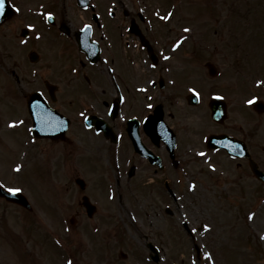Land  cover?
Wrapping results in <instances>:
<instances>
[{"label": "rangeland", "instance_id": "rangeland-1", "mask_svg": "<svg viewBox=\"0 0 264 264\" xmlns=\"http://www.w3.org/2000/svg\"><path fill=\"white\" fill-rule=\"evenodd\" d=\"M108 1L103 0V3L107 5ZM113 1L117 11L131 8L130 0ZM149 1L152 6H157V12L162 17L169 12L173 14L164 22L159 18V21L151 20L150 16L145 18L146 22L147 19L153 21L156 33L159 32L155 37L158 40L154 39L151 48L162 49L172 55L165 62L170 67L164 74L171 80L166 90L156 88L157 72L148 67L147 61H143L145 52L139 50L137 53L133 48L126 49V54H133L137 59L136 70L124 75L131 86L124 90L125 86L121 85L125 100L118 102L113 109L110 108V98L115 91L108 90L111 84L105 71L101 73L99 84L94 83L95 87L88 85L84 88V84L74 86L80 88L78 91L84 98L85 108H93V112L119 130L126 119L124 117L144 115L149 110V104L161 103L165 106V119L177 134L176 146L172 154L162 144L155 148L156 153L163 157V168L156 169L145 160L131 158L136 160V168L130 186L127 180L130 173V165L126 163L128 153L122 155L121 149V156L115 154L113 145L94 132L95 136L92 133L79 136L78 117H72L68 130L69 143L42 139L39 142L41 149H38L44 152L37 151L35 158H29L30 163L27 159L21 160L27 166L14 175L17 162L26 151L24 138L17 134L25 133L24 129L16 128L15 131L4 121L8 118L16 120L17 117V105L9 104V99L17 100L23 93H19L14 84L21 87L24 83L25 88L34 87L38 76L41 80L48 78L59 83L67 78L77 81L82 74L79 68L75 69L76 72L71 70L74 63L69 64L72 53H66L62 48V53L53 56L52 51L57 50L62 41H65V46L68 43L66 39L68 44L73 42L57 27L44 22L41 24L38 18L30 21L35 22L36 28L29 29L25 39L27 43L24 44L19 43L21 37L18 30L29 22H25L28 20L21 17V13L20 17L16 15L0 27V98H6L0 99V183L5 188H20L26 196L36 199L32 201V211L22 210L0 199V264H67L68 260L73 264H153L148 260V242L159 248L157 264H264V184L253 177L247 160L228 157L223 150L207 149L203 142L208 132L238 136L245 140L258 159L259 168L264 170V151L261 149L264 146V111L256 113L245 103L255 95L263 97L264 102L262 87L259 86V89L253 84L256 79L264 78L258 76L249 80L242 73L244 70L247 74L256 75L264 71L263 61L259 65L253 64L257 56L254 50L259 53L258 56L264 54V39L255 46V41L264 37V0H225L224 4L220 0H202L208 17L199 12L198 4H191L193 0H141L143 10L148 9ZM19 2L22 11L33 4L50 5L48 0ZM63 4L72 9L67 1ZM225 4H229L230 8H225ZM168 7L170 10L167 12ZM143 15H146L145 11ZM60 17L62 19L63 12ZM67 19L72 23L70 26L81 22L69 12ZM203 21L209 24L204 29L206 33H197L202 37L199 38L201 44L208 43L209 52L200 51V46L195 49L192 35L184 31L185 26L192 27L193 35H197L195 27ZM210 23L222 25V36L218 37V33L213 35ZM109 28L113 29L112 26ZM114 33L116 35L117 30ZM169 38L180 41L175 51L168 48ZM30 50L39 53V60L35 63L28 62L27 53ZM122 52L119 49L115 52L116 63L123 61ZM6 53L14 56L10 59ZM238 56V68L241 69L235 66ZM206 61L216 65V79L207 76L204 70ZM13 75L19 80L14 81ZM27 76L30 83L24 82ZM149 79L155 83L149 84ZM105 85L108 87L106 90ZM140 85L149 91H136L135 87ZM89 87L96 91L91 92ZM193 88L200 92L199 103L187 105L182 95ZM63 89H60L61 97L54 106L69 114L73 110L70 109L73 106L67 105L69 96H74L77 91L65 93ZM169 93L176 97L174 101L170 98L173 106L167 104ZM211 94L222 97L229 107L223 125L210 119L206 99ZM147 95L153 97L148 99ZM109 109L111 115H108ZM184 112L186 115L182 117ZM250 125H253L252 128ZM88 139L91 143L86 151L84 146L88 145ZM94 144L97 147L94 148ZM106 149H109L108 154L105 152L108 156L102 153ZM201 152L205 155L200 156ZM87 153L92 156L87 157ZM95 153L99 155L101 164L95 162L96 166L90 168ZM101 171L106 176L108 174L107 190L95 187L97 178L102 177L99 176ZM56 172L60 175L64 172L58 178L63 186V189L59 187L60 192L52 185ZM85 172L91 173L89 180ZM17 175L18 178L15 177ZM78 176L86 179L83 191L74 184ZM95 176L98 177L94 179ZM116 182L121 183L118 188L122 195L118 198L117 193V197L110 201V192L113 194L117 189ZM192 183L196 184L195 189L191 188ZM48 188L50 193L46 191ZM98 189L101 193L94 192ZM44 192L49 195L44 197ZM82 194H90L91 200L98 203L92 218L86 217L81 206ZM39 198L41 201L45 198V202L37 204ZM250 213H255L251 220L248 219ZM70 216L76 218L74 224L68 222ZM202 224L211 227L205 230ZM192 227L197 228L196 233L190 231ZM121 251L125 256L120 254ZM204 252H211L212 259H205Z\"/></svg>", "mask_w": 264, "mask_h": 264}, {"label": "snow or ice", "instance_id": "snow-or-ice-1", "mask_svg": "<svg viewBox=\"0 0 264 264\" xmlns=\"http://www.w3.org/2000/svg\"><path fill=\"white\" fill-rule=\"evenodd\" d=\"M5 3H6V0H0V15H2V14L4 13ZM13 7H15V5H13ZM17 11H19V9H17ZM51 15H52L51 13H48V17H49V18L51 17ZM172 15H173L172 13H168L167 15L163 16L162 19H164V20H168V19L171 18ZM29 27H33V26H32V25H29ZM86 27H87V26H86ZM184 31H185V32H188V31H190V29L185 28ZM21 43H27V41H21ZM179 46H180V41H176V42L173 43V48H174V49H175V48H178ZM163 58H164L165 60L170 59V57H168V56H164ZM152 67L155 68L156 65L153 64ZM256 84H257L258 86H260V85H264V80H257V81H256ZM145 91H146V89H145ZM192 91H193V92H196V89H192ZM197 95H198V93H197ZM259 99H260V98L257 97V96H252V98L246 100L245 103L248 104V105H254V104L257 103V101H258ZM148 107L151 108L152 105L149 104ZM80 115L83 116L84 113H81ZM17 123H22V122L12 121V122L10 123L9 126H10V127H15ZM88 126L91 127V125H88ZM199 155H200V156H204L205 153L201 152V153H199ZM212 167H213V169L215 168L214 165H212ZM20 170H21V166H20V165H17V167H16V171L19 172ZM195 187H196V184H195V183H192V184H191V188H192V189H195ZM7 191H8L9 193L15 195V194H17V193H20V192L22 191V189H20V188H9V189H7ZM254 216H255V213H250L249 216H248V219L251 220V219L254 218ZM201 226H202L205 230H208V229H210V227H211V226L208 225V224H202ZM190 231H191L192 233H196V232H197V228L192 227V228H190ZM203 255H204L205 259H207V260H211V259H212V256H213V254H212L211 252H204ZM67 264H73V262H72L71 260H68V261H67Z\"/></svg>", "mask_w": 264, "mask_h": 264}, {"label": "water", "instance_id": "water-1", "mask_svg": "<svg viewBox=\"0 0 264 264\" xmlns=\"http://www.w3.org/2000/svg\"><path fill=\"white\" fill-rule=\"evenodd\" d=\"M7 13L4 14V16H2L1 20L6 17ZM0 20V21H1ZM224 108L223 106H221V110H220V114H223L224 113ZM48 135H52V134H48ZM213 137V136H212ZM214 138V137H213ZM212 139V138H210ZM220 145H223L225 146V148L227 149V151L231 154V155H244V156H247L249 158V155H248V152L246 150V147L244 145V143L242 141H238L236 139H233V138H226V137H222V136H217V139H216ZM136 142V140H135ZM256 170V169H255ZM255 174L261 178L262 180H264V175L262 172H259V171H255ZM0 195H3L5 196L8 200H13V201H20L21 198H19L18 196L16 195H9V194H6L4 192H2L0 190ZM88 212L90 213L91 210H88Z\"/></svg>", "mask_w": 264, "mask_h": 264}]
</instances>
